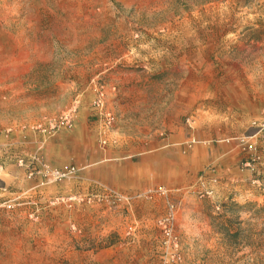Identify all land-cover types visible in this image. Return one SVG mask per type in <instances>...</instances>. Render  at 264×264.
Instances as JSON below:
<instances>
[{
  "label": "rangeland",
  "instance_id": "1",
  "mask_svg": "<svg viewBox=\"0 0 264 264\" xmlns=\"http://www.w3.org/2000/svg\"><path fill=\"white\" fill-rule=\"evenodd\" d=\"M262 74L264 0H0V264H264L263 107L231 131L244 183L212 162L127 190L175 92L235 100Z\"/></svg>",
  "mask_w": 264,
  "mask_h": 264
},
{
  "label": "crops",
  "instance_id": "2",
  "mask_svg": "<svg viewBox=\"0 0 264 264\" xmlns=\"http://www.w3.org/2000/svg\"><path fill=\"white\" fill-rule=\"evenodd\" d=\"M240 78L243 81L260 82L264 81V74L246 75L245 77L240 76ZM252 88H254V95L244 96L243 93H240L239 98L236 96L235 100L229 94L220 97L209 93L210 91L207 93L204 91L202 94L195 90L175 92L170 111L167 110L165 113L168 134L156 146V155H150L148 152L142 153L137 164L127 160V190L132 191L136 188L146 187L153 182L152 180L163 186L178 185L183 183L186 178L185 174L189 175L187 172H195L196 166L200 170L212 162L218 164L212 173L224 176L226 187L232 186L237 181L244 183V180L248 178V171H239L237 168V157L234 153L237 146L233 142L237 133L232 134L231 131L238 129L241 121L239 118L240 108L251 106L257 111L264 108V94L258 93L259 89L264 87L255 85ZM211 97L224 100L223 110L225 113H221L222 117H209L205 111L200 114L196 113L193 120L188 119V127L179 123L181 114L191 110L200 98ZM128 140L127 136V142ZM213 142L220 144L221 154L214 155V157L205 155V151L210 149ZM127 154H130V150H127ZM127 158H129L128 155ZM256 160L255 172L260 178L259 175L264 173V156L260 151H258ZM153 161L160 173H153L151 164Z\"/></svg>",
  "mask_w": 264,
  "mask_h": 264
},
{
  "label": "built area",
  "instance_id": "3",
  "mask_svg": "<svg viewBox=\"0 0 264 264\" xmlns=\"http://www.w3.org/2000/svg\"><path fill=\"white\" fill-rule=\"evenodd\" d=\"M158 192H159L160 194H164V193H165V191H164L162 188H158Z\"/></svg>",
  "mask_w": 264,
  "mask_h": 264
}]
</instances>
